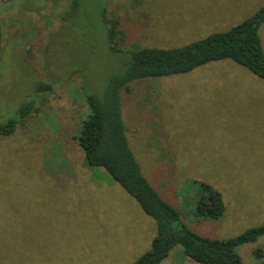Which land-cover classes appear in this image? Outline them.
I'll list each match as a JSON object with an SVG mask.
<instances>
[{"label":"rangeland","instance_id":"374dc122","mask_svg":"<svg viewBox=\"0 0 264 264\" xmlns=\"http://www.w3.org/2000/svg\"><path fill=\"white\" fill-rule=\"evenodd\" d=\"M68 5L0 2V123L24 100L36 108L0 135V264H130L151 246L155 221L102 168L87 165L74 136L87 113L83 86L101 95L127 60L109 51L103 16L119 21L118 51L172 48L229 30L264 0H80L73 17ZM259 36L264 50V23ZM39 81L52 89L36 92ZM122 115L143 175L179 223L216 239L264 223L263 79L232 60L212 61L136 82L123 94ZM202 183L223 196L218 219L194 213ZM260 246L264 235L237 248L244 264H264L254 254ZM160 264L200 263L178 245Z\"/></svg>","mask_w":264,"mask_h":264},{"label":"trees","instance_id":"16d2710c","mask_svg":"<svg viewBox=\"0 0 264 264\" xmlns=\"http://www.w3.org/2000/svg\"><path fill=\"white\" fill-rule=\"evenodd\" d=\"M66 9L67 17L79 14L80 0H69ZM67 17L62 16L64 20ZM103 17L109 51L122 52L127 60L120 74L109 77L101 95L83 86L87 113L81 120L79 133L74 136L87 165L102 168L156 223L150 248L130 264H160L178 245L186 256L200 264H244L237 248L263 236L264 223L222 239L200 236L179 223L178 211L143 175L130 147L122 115V97L124 93L129 94L138 81L187 73L223 59L232 60L264 80V50L259 36V28L264 23V5L227 31L214 32L172 48L139 47L118 51L113 39L119 21ZM29 29L33 31L35 27L30 23ZM81 70L74 68L80 76ZM35 87L39 93L52 89V85L44 81H39ZM34 104V98L24 100L12 116L0 123V135L13 134L17 125L34 112ZM201 187L205 194L197 201L196 217L203 220L220 218L225 210L222 194L209 184L202 183ZM254 254L264 259V246L257 247Z\"/></svg>","mask_w":264,"mask_h":264},{"label":"flooded vegetation","instance_id":"af4514ba","mask_svg":"<svg viewBox=\"0 0 264 264\" xmlns=\"http://www.w3.org/2000/svg\"><path fill=\"white\" fill-rule=\"evenodd\" d=\"M10 0H0V2H9ZM2 18L0 16V30H1V45H0V56L2 54V51H3V47H4V41H5V35H6V29H3V26H2Z\"/></svg>","mask_w":264,"mask_h":264},{"label":"water","instance_id":"95a60500","mask_svg":"<svg viewBox=\"0 0 264 264\" xmlns=\"http://www.w3.org/2000/svg\"><path fill=\"white\" fill-rule=\"evenodd\" d=\"M0 45H1V30H0Z\"/></svg>","mask_w":264,"mask_h":264}]
</instances>
